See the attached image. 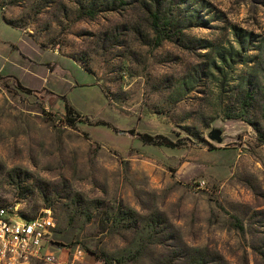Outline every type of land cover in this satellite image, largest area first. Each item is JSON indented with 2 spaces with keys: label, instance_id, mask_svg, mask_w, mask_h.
<instances>
[{
  "label": "rangeland",
  "instance_id": "374dc122",
  "mask_svg": "<svg viewBox=\"0 0 264 264\" xmlns=\"http://www.w3.org/2000/svg\"><path fill=\"white\" fill-rule=\"evenodd\" d=\"M258 129L264 0H0V207L50 222L30 264H264Z\"/></svg>",
  "mask_w": 264,
  "mask_h": 264
},
{
  "label": "built area",
  "instance_id": "2783aa9c",
  "mask_svg": "<svg viewBox=\"0 0 264 264\" xmlns=\"http://www.w3.org/2000/svg\"><path fill=\"white\" fill-rule=\"evenodd\" d=\"M49 224L45 217L27 218L0 207V264H30L47 256Z\"/></svg>",
  "mask_w": 264,
  "mask_h": 264
},
{
  "label": "trees",
  "instance_id": "16d2710c",
  "mask_svg": "<svg viewBox=\"0 0 264 264\" xmlns=\"http://www.w3.org/2000/svg\"><path fill=\"white\" fill-rule=\"evenodd\" d=\"M90 14L94 15V11H91ZM153 20L155 23L156 30H159L158 25H160V22H161L159 10L153 13ZM66 109H67L69 116H71L72 113L75 112L74 108L68 102H66ZM71 122L74 124L76 122V120H73ZM258 133H259L260 141H262L264 144V132H262L260 129H258ZM139 137L143 143L149 144V145H159V146H165V147H169V148H177L179 146V143H176L173 140H171L165 136H162V135L153 136V135H149V134H141V135H139ZM25 217H27V216H25ZM27 218H30V217H27Z\"/></svg>",
  "mask_w": 264,
  "mask_h": 264
},
{
  "label": "water",
  "instance_id": "95a60500",
  "mask_svg": "<svg viewBox=\"0 0 264 264\" xmlns=\"http://www.w3.org/2000/svg\"><path fill=\"white\" fill-rule=\"evenodd\" d=\"M221 136H222L221 132L218 131V130H215V131L212 132L211 138L213 140H216L219 143H221L222 142V137Z\"/></svg>",
  "mask_w": 264,
  "mask_h": 264
}]
</instances>
